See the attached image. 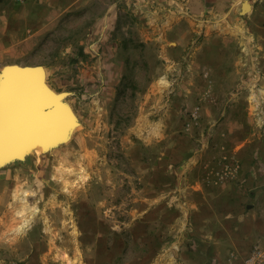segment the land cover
<instances>
[{
	"label": "rangeland",
	"instance_id": "1",
	"mask_svg": "<svg viewBox=\"0 0 264 264\" xmlns=\"http://www.w3.org/2000/svg\"><path fill=\"white\" fill-rule=\"evenodd\" d=\"M8 2L19 9L21 0H0ZM43 3L53 27L36 51L0 58V70L46 67L48 84L69 92L78 123L48 152L0 167V264H85L99 249L125 264L134 255L175 251L174 243L189 246L201 229L211 237L210 224L229 225L230 210L262 217L247 251L264 247V162L259 150H247V91L216 110L188 103L168 116L148 65L165 59L146 53L141 32L129 29L131 16L113 17L101 39L105 17L123 0ZM252 125L258 132V121ZM211 205L220 209L212 214ZM252 207L261 214H248Z\"/></svg>",
	"mask_w": 264,
	"mask_h": 264
},
{
	"label": "crops",
	"instance_id": "2",
	"mask_svg": "<svg viewBox=\"0 0 264 264\" xmlns=\"http://www.w3.org/2000/svg\"><path fill=\"white\" fill-rule=\"evenodd\" d=\"M244 1L249 8L242 13ZM125 4L131 5V14ZM43 7V0H21L19 9L9 2L0 3V58L38 49L45 29L53 27V19H45ZM15 13L20 14L18 20ZM115 16L118 22L131 16L129 29L141 32L146 53L163 55L165 61H149L148 65L153 92L159 99L166 96L169 103L164 111L168 116L185 112L188 103H194L199 112L208 106L216 110L221 102L241 98L238 95L247 91V150H259L264 162V0H123L105 17L100 34L105 42ZM121 65L116 70H121ZM255 121L258 132L252 125ZM218 209L211 205L210 212ZM258 211L252 207L248 214H261ZM228 212L229 225L223 222L224 226L217 228L210 224L211 237L201 229L189 246L184 241L180 246L172 243L177 250L134 255L125 264H246L248 237L255 235L253 228L263 219L255 220L250 214L249 220L242 210ZM200 228L202 224L197 230ZM121 258L99 249L85 264H116Z\"/></svg>",
	"mask_w": 264,
	"mask_h": 264
},
{
	"label": "bare ground",
	"instance_id": "3",
	"mask_svg": "<svg viewBox=\"0 0 264 264\" xmlns=\"http://www.w3.org/2000/svg\"><path fill=\"white\" fill-rule=\"evenodd\" d=\"M19 74L20 78L17 84L1 90L4 103L0 125V152H8L20 146L32 144L25 152L27 158L30 153L39 154L53 149L52 143L45 146L38 140L50 139L48 137L52 135H54V139L56 134L66 127H70L68 139L78 123V119L74 117L73 119L64 108V105L61 104L62 100L69 104L66 94L60 95L57 100L51 99L45 106L40 108L39 104H42L36 98L37 94L35 93L39 91L38 87L31 83L33 82L32 78L23 79L21 72ZM45 75H47L46 69ZM51 88L55 90L53 87ZM69 106L71 105L69 104ZM47 107L48 110L46 111ZM35 141L37 142L34 143Z\"/></svg>",
	"mask_w": 264,
	"mask_h": 264
},
{
	"label": "water",
	"instance_id": "4",
	"mask_svg": "<svg viewBox=\"0 0 264 264\" xmlns=\"http://www.w3.org/2000/svg\"><path fill=\"white\" fill-rule=\"evenodd\" d=\"M247 11V1H244L243 7H242V13H245ZM21 77L24 78H32L31 82L32 84H35L39 91H36L35 96L36 98L41 102L42 105L39 104V107L45 106L51 99H59L60 95H68L69 92L67 91H60L56 92L53 90L49 84L47 83L46 75H45V67L43 65H20L16 63L12 64H6L2 67L0 70V125H1V118L3 114V97L1 94V90L6 89L7 87L13 86V84H17L19 82L20 73ZM16 74V75H15ZM22 79V78H21ZM17 81V82H16ZM35 98V99H36ZM61 104L64 105V108H66V111L70 113L72 118L74 117L77 119V115L75 114L74 110L69 106V104L65 103L63 100L61 101ZM48 110V107L45 109ZM73 118V119H74ZM70 127L64 128L62 131L58 132L56 134V137L53 139V136H50L45 140H38L41 143H43L45 146H48L50 143L53 144L52 148L60 145L62 142L67 139V136L69 134ZM35 141L34 143H36ZM32 144H26L24 146H20L16 149H13L12 151H4L0 152V165L5 166L8 165L14 161H24L26 159L25 152L29 148V146Z\"/></svg>",
	"mask_w": 264,
	"mask_h": 264
},
{
	"label": "built area",
	"instance_id": "5",
	"mask_svg": "<svg viewBox=\"0 0 264 264\" xmlns=\"http://www.w3.org/2000/svg\"><path fill=\"white\" fill-rule=\"evenodd\" d=\"M246 264H264V247L256 245L251 248Z\"/></svg>",
	"mask_w": 264,
	"mask_h": 264
}]
</instances>
